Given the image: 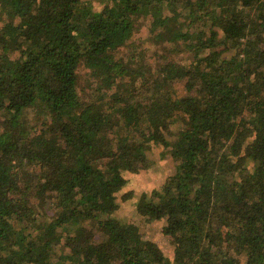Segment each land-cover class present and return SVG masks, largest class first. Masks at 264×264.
Returning <instances> with one entry per match:
<instances>
[{
  "label": "trees",
  "instance_id": "1",
  "mask_svg": "<svg viewBox=\"0 0 264 264\" xmlns=\"http://www.w3.org/2000/svg\"><path fill=\"white\" fill-rule=\"evenodd\" d=\"M0 264H264V0H0Z\"/></svg>",
  "mask_w": 264,
  "mask_h": 264
},
{
  "label": "rangeland",
  "instance_id": "2",
  "mask_svg": "<svg viewBox=\"0 0 264 264\" xmlns=\"http://www.w3.org/2000/svg\"><path fill=\"white\" fill-rule=\"evenodd\" d=\"M148 18L141 22V25L137 31H135L133 39L138 45V50H144L147 57L154 55L157 52H163L159 49L152 39H150V34L148 31ZM121 49V52H124ZM170 58H174L177 61L188 62L189 55L186 52H179L169 55ZM94 78L90 75V71L86 67L80 66L77 73V88L80 95L85 98L87 96L91 97L92 88L95 86ZM169 150V148L167 149ZM158 154L156 152L154 155L150 154L152 157L151 165L141 172L140 174L133 175L129 177V181L122 189V192L131 190L132 195L125 199H118L119 208L116 210L114 215L120 218L122 221H131L140 227L144 236H150L152 239L156 240L162 247L163 252L170 256L172 254L173 245L171 240L166 235L160 234V228L163 225L162 221H145L141 220L136 213V202L142 193H149L153 188H156L162 184L164 179L173 173L174 167L171 162L168 153ZM119 195V194H118Z\"/></svg>",
  "mask_w": 264,
  "mask_h": 264
}]
</instances>
